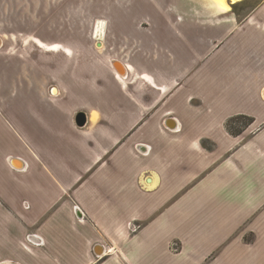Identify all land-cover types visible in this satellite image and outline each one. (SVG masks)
Returning <instances> with one entry per match:
<instances>
[{"label":"crops","instance_id":"obj_1","mask_svg":"<svg viewBox=\"0 0 264 264\" xmlns=\"http://www.w3.org/2000/svg\"><path fill=\"white\" fill-rule=\"evenodd\" d=\"M43 2L0 0V264H264V0H100L110 39L12 55Z\"/></svg>","mask_w":264,"mask_h":264},{"label":"rangeland","instance_id":"obj_2","mask_svg":"<svg viewBox=\"0 0 264 264\" xmlns=\"http://www.w3.org/2000/svg\"><path fill=\"white\" fill-rule=\"evenodd\" d=\"M99 5L100 0H44L42 11L28 12L31 31L28 36L31 37L19 35L18 39H3L5 46L12 55L34 60L36 53L63 50L51 44L70 46L71 39H93L96 44H101L102 40L111 38L112 31L103 26ZM37 36L48 45L32 38ZM101 46L97 45V48Z\"/></svg>","mask_w":264,"mask_h":264},{"label":"water","instance_id":"obj_3","mask_svg":"<svg viewBox=\"0 0 264 264\" xmlns=\"http://www.w3.org/2000/svg\"><path fill=\"white\" fill-rule=\"evenodd\" d=\"M75 123L78 127H83L86 124V116L83 112H80L76 115Z\"/></svg>","mask_w":264,"mask_h":264},{"label":"bare ground","instance_id":"obj_4","mask_svg":"<svg viewBox=\"0 0 264 264\" xmlns=\"http://www.w3.org/2000/svg\"><path fill=\"white\" fill-rule=\"evenodd\" d=\"M233 3H235V2H238L239 0H231ZM97 30H99V28L97 29ZM97 33H96V37H97Z\"/></svg>","mask_w":264,"mask_h":264},{"label":"trees","instance_id":"obj_5","mask_svg":"<svg viewBox=\"0 0 264 264\" xmlns=\"http://www.w3.org/2000/svg\"><path fill=\"white\" fill-rule=\"evenodd\" d=\"M230 125V122L227 124V127Z\"/></svg>","mask_w":264,"mask_h":264}]
</instances>
